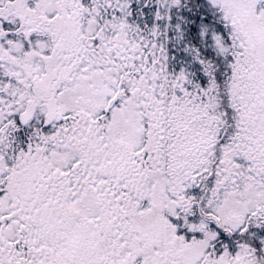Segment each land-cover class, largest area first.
<instances>
[{
  "label": "snow or ice",
  "instance_id": "snow-or-ice-1",
  "mask_svg": "<svg viewBox=\"0 0 264 264\" xmlns=\"http://www.w3.org/2000/svg\"><path fill=\"white\" fill-rule=\"evenodd\" d=\"M0 264H264V0H0Z\"/></svg>",
  "mask_w": 264,
  "mask_h": 264
}]
</instances>
